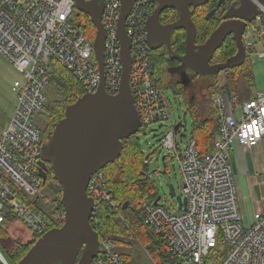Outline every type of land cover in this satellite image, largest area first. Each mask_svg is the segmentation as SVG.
<instances>
[{"label":"built area","instance_id":"2783aa9c","mask_svg":"<svg viewBox=\"0 0 264 264\" xmlns=\"http://www.w3.org/2000/svg\"><path fill=\"white\" fill-rule=\"evenodd\" d=\"M252 1L259 12L245 25L241 41L245 57L264 59V4ZM102 6L104 88L115 94L122 71L117 37L120 0H102ZM151 9L147 0H136L126 17L129 85L142 130L154 124L164 128L158 141L163 149L174 151L171 157L179 166L186 207L172 213L160 199L143 201L144 223L161 237L172 264H264V208L252 214L250 223L244 222L230 158L234 143L251 148L264 139V91L251 87L249 97L238 99L224 90L227 79L220 75V89L212 96L218 117L211 151L200 154L191 134L182 146L185 129L181 125L175 129L164 89L152 79L145 28ZM74 12V0H0V54L20 74L11 84L14 109L0 130V224L9 212L36 239L66 219L37 172L42 145L37 117L47 100L51 61L66 69L84 93L95 92L101 83L93 40L75 23ZM143 162L149 165V159ZM87 194L94 201L90 222L96 223L100 201L116 206L102 169L91 174ZM41 208L53 213L47 215ZM99 245L91 264H126L113 239L101 237Z\"/></svg>","mask_w":264,"mask_h":264},{"label":"water","instance_id":"95a60500","mask_svg":"<svg viewBox=\"0 0 264 264\" xmlns=\"http://www.w3.org/2000/svg\"><path fill=\"white\" fill-rule=\"evenodd\" d=\"M134 1L136 0H120L117 37L120 42L122 71L117 93L109 94L104 88L105 30L101 25L102 0H74L76 15H88L95 28L92 49L101 83L95 92L84 93L68 104L62 118L43 141L39 165L45 168L47 163L53 178L58 182L61 189L60 203L66 219L60 226H54L38 237L17 264H91L100 250L98 234L90 224L94 201L87 194L88 180L93 172L103 169L119 157L124 138L141 130L140 117L129 85L131 41L125 30L126 17ZM147 1L152 6L145 23L150 49L165 46L169 57L178 59L181 67L192 68L194 71L203 68L202 72L210 68L220 73L238 67L246 59L241 34L245 25L259 12L252 0H234L223 15L225 19L201 44L194 42L196 26L192 21V13L196 7L209 0ZM258 1L264 4V0ZM222 2L223 0H218L205 17L208 19L213 16ZM165 9H174L177 13L176 20L161 24L160 14ZM175 29H183L186 33L183 55H178L171 48V33ZM230 34H233L236 53L225 61L210 66L209 60L214 51L222 46ZM178 127L176 125L175 129ZM162 160L165 162V156ZM168 191L175 197L178 209H185L186 198L176 195L172 184L168 185ZM159 199L160 196L154 202ZM0 260L3 264L6 263L1 253Z\"/></svg>","mask_w":264,"mask_h":264},{"label":"trees","instance_id":"16d2710c","mask_svg":"<svg viewBox=\"0 0 264 264\" xmlns=\"http://www.w3.org/2000/svg\"><path fill=\"white\" fill-rule=\"evenodd\" d=\"M204 6L196 7L195 13L192 15V20L196 28H198V33L196 32V34H198L197 37L200 41L205 40L217 26L215 14L208 19L205 17L206 13L214 6L206 4ZM73 17L75 23L83 29L85 35L93 40L95 28L90 17L83 13L76 15V12H74ZM176 18L177 13L172 9H165L160 14V19L163 22H172ZM183 44L184 34L179 30L172 31V50L180 52ZM219 51L224 52L221 55V59L224 57L227 59L229 55H234L236 53L234 40L232 39L229 42L223 43L214 55H217ZM150 57L153 62L152 79L155 84L163 89L169 88L175 95L180 96V93L165 80L159 70V66L164 65L170 60L165 47L159 52H150ZM50 69V84L56 90L59 97L51 102L47 99L43 109L38 114L40 121H38V126L42 134V144L44 139L53 131L55 124L62 118L65 107L84 94L81 85L58 62L52 60ZM225 71L230 76H227V82L223 87L224 90L228 93H234L238 99L249 97V90H246V84L243 79V77L247 80L251 78L249 59L246 57L241 65L232 69H226ZM233 71L238 72L237 79L233 75ZM218 89H220L219 73L215 76L213 85L207 87L205 94H198L196 96L182 94L186 112L192 118L191 136L195 140L200 154H206L212 149L211 142L215 135L218 117L216 106L212 102V96ZM141 131L142 128L138 133L124 138L119 157L102 169L106 179V187L112 199L116 202V206L113 208L107 202L100 201L96 210V223L91 221L90 224L97 232L98 239L109 236L111 239H114L115 243L120 244L126 242L127 238H133L137 241L141 240L146 250L151 253L155 264H172L171 253L163 243L161 237L144 223L141 202H154L159 193L154 181L149 177L148 165L143 162L144 154L139 145ZM37 172L42 179L44 190H46L45 192L55 208L64 210L60 203L61 189L58 182L53 178L49 165L46 163L45 168L38 165ZM40 210L47 215L53 213L47 208H41ZM54 225L53 223V227ZM0 232L10 238L3 239L9 243L8 247L3 245L0 238V252L8 264H17L19 259L36 240L35 235L27 231L21 222L14 216H11L9 212L6 213L5 219L0 224ZM116 248L124 258L126 264H138L133 260L130 261L129 255L121 247L118 249L117 244ZM0 264L3 263L0 261Z\"/></svg>","mask_w":264,"mask_h":264},{"label":"rangeland","instance_id":"374dc122","mask_svg":"<svg viewBox=\"0 0 264 264\" xmlns=\"http://www.w3.org/2000/svg\"><path fill=\"white\" fill-rule=\"evenodd\" d=\"M250 57L251 78L247 80L243 77L246 84V90H249V95H251V87L257 91H264V59L258 58L256 55H251ZM220 73L219 76L221 75L222 79L230 76L227 71H221ZM224 73L227 75H224ZM233 75L236 76L237 79L238 72L233 71ZM19 76V72L0 54V128H2L4 122L14 109L15 95L11 90V84L13 80ZM164 92L165 96H167V104L171 120L174 121L175 125H181L185 129V135L182 136L180 141V144L184 146L191 134V115L185 113V104L180 96L175 95L169 88H165ZM46 97L50 102L59 97L51 84L46 89ZM38 121L39 119L37 117V123ZM159 126L160 124H154L145 130L143 129L140 132L139 145L144 154V158L149 159L148 173H150L149 177L154 181L155 186L157 187L160 196L159 203L163 204L170 212L174 213L178 210V203L175 197L170 195L168 185L172 184L176 195L180 194L179 166L177 160L171 157L174 155V151L173 153H170L167 149H163L159 144V137L164 130L163 127L159 128ZM163 156H165V162L162 160ZM163 170L164 173H162ZM244 222L247 224L250 223L251 216L245 217ZM0 238L3 245L8 247L9 243L7 240L5 242L3 239L10 238L1 232ZM116 244L118 249L121 247L123 251L129 255L130 261L133 260L138 264H155L151 257V253L146 250L143 241L127 238L126 242Z\"/></svg>","mask_w":264,"mask_h":264},{"label":"crops","instance_id":"0c3cea01","mask_svg":"<svg viewBox=\"0 0 264 264\" xmlns=\"http://www.w3.org/2000/svg\"><path fill=\"white\" fill-rule=\"evenodd\" d=\"M230 158L240 211L243 218L252 217L264 208V139L251 148L234 143Z\"/></svg>","mask_w":264,"mask_h":264},{"label":"flooded vegetation","instance_id":"af4514ba","mask_svg":"<svg viewBox=\"0 0 264 264\" xmlns=\"http://www.w3.org/2000/svg\"><path fill=\"white\" fill-rule=\"evenodd\" d=\"M234 0H223L222 4L217 8L215 15L217 17V25L225 18H223V15L225 14L226 10L228 9V7L233 3ZM218 2V0H209L206 5H211V6H216V3ZM203 7H205L204 5H202ZM200 7V6H198ZM173 11H175L174 9H172ZM164 11V10H163ZM162 11V12H163ZM176 12V11H175ZM150 13V12H149ZM195 13V9L194 12L192 13V15ZM176 20V19H175ZM174 21V20H173ZM172 21V22H173ZM160 23L161 24H165V23H169L167 22H163L160 19ZM195 24V23H194ZM196 32L198 33V28H196ZM180 31L184 34V44H183V48L181 49L180 52H175L178 55H183L184 50H185V36L186 33L183 29H175V31ZM174 31V30H173ZM198 34H196V38L194 40V42L196 44H201L204 42L200 41L199 38L197 37ZM232 35L230 34L228 35L225 40L223 41V43L225 42H229L230 40H232ZM156 44V42L154 43V45ZM165 46H159L158 48L155 49H150L149 46V54L150 52H159L161 49H164ZM165 50L167 52V49L165 47ZM216 51H214L215 53ZM213 55L211 56L210 60H209V65H216L220 62H223L226 60V57H224L223 59H221V55L224 54L223 51H219L217 53V55ZM168 55V53H167ZM169 56V55H168ZM232 55H229L228 58L232 57ZM169 61L167 63H165L162 66H159V70L161 72V74L163 75V77L165 78V80L168 81V83H170L177 92L180 93V97L182 98V94L184 93L185 95H198V94H205L207 92V87L209 85H213L214 81H215V76L218 74L215 70H210V68H208L207 70H204V72H202V69L200 71H194L192 68H188V67H181V62L176 59V58H170L169 57ZM153 63V62H152ZM199 72V73H198ZM47 127V125H46ZM45 127V128H46Z\"/></svg>","mask_w":264,"mask_h":264},{"label":"bare ground","instance_id":"6f19581e","mask_svg":"<svg viewBox=\"0 0 264 264\" xmlns=\"http://www.w3.org/2000/svg\"><path fill=\"white\" fill-rule=\"evenodd\" d=\"M226 11H227V10H226ZM192 21H193V20H192ZM77 23H78V22H77ZM78 26H79V25H78ZM249 58H251V57H249ZM225 75H226V73H225ZM226 79H227V78H226ZM55 225H56V224H55ZM55 225H54V226H55ZM52 227H53V226H52ZM108 237H109V236H108ZM113 240H114V239H113ZM3 257H4V256H3Z\"/></svg>","mask_w":264,"mask_h":264}]
</instances>
